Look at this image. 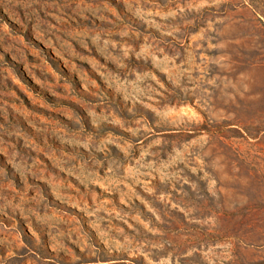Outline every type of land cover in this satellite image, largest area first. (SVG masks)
<instances>
[{
	"label": "rangeland",
	"instance_id": "1",
	"mask_svg": "<svg viewBox=\"0 0 264 264\" xmlns=\"http://www.w3.org/2000/svg\"><path fill=\"white\" fill-rule=\"evenodd\" d=\"M0 264H264V0H0Z\"/></svg>",
	"mask_w": 264,
	"mask_h": 264
}]
</instances>
